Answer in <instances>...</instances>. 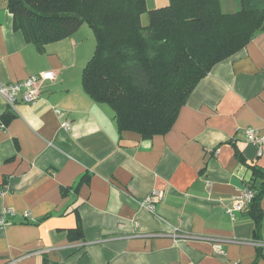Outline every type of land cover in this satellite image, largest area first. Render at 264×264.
<instances>
[{"label": "crops", "instance_id": "0c3cea01", "mask_svg": "<svg viewBox=\"0 0 264 264\" xmlns=\"http://www.w3.org/2000/svg\"><path fill=\"white\" fill-rule=\"evenodd\" d=\"M95 46L83 24L40 51L0 0V81L56 72L35 104L0 95V213L15 212L0 228V264H264V219L257 228L248 206L226 211L252 173L243 159L264 169V144L244 133L264 136V31L152 138L120 131L114 110L85 91ZM151 194L155 214L142 204Z\"/></svg>", "mask_w": 264, "mask_h": 264}, {"label": "trees", "instance_id": "16d2710c", "mask_svg": "<svg viewBox=\"0 0 264 264\" xmlns=\"http://www.w3.org/2000/svg\"><path fill=\"white\" fill-rule=\"evenodd\" d=\"M229 3L169 0L148 9L147 0H9V9L15 28L40 51L87 24L96 46L82 74L85 91L114 110L120 131L152 138L173 128L215 65L264 31V0H238L235 11ZM242 162L252 171L247 209L261 228L264 169Z\"/></svg>", "mask_w": 264, "mask_h": 264}, {"label": "built area", "instance_id": "2783aa9c", "mask_svg": "<svg viewBox=\"0 0 264 264\" xmlns=\"http://www.w3.org/2000/svg\"><path fill=\"white\" fill-rule=\"evenodd\" d=\"M55 78L56 72L54 70H47L31 75L19 82L4 83L0 81V95L11 106H15L19 99L29 104H35L41 96L43 83ZM56 113L61 118L65 116V112L61 109H56ZM62 127L71 130L72 123L68 120H63ZM244 133L249 142L257 145L264 144V136H259L255 128H246ZM153 194L158 197L159 201L164 198V192L162 191H156ZM253 196L254 192L252 190L244 188L239 195L232 198L231 204L226 206L227 213L234 215V212L244 210L249 205ZM142 204L143 207L155 214L156 202L153 200L152 194L148 195ZM28 215L29 213H26V216ZM13 216H15V212L12 209L2 211L0 213V228L7 227L11 223L10 220ZM174 236H177V233ZM215 248L218 253L225 254L219 243L215 244Z\"/></svg>", "mask_w": 264, "mask_h": 264}, {"label": "rangeland", "instance_id": "374dc122", "mask_svg": "<svg viewBox=\"0 0 264 264\" xmlns=\"http://www.w3.org/2000/svg\"><path fill=\"white\" fill-rule=\"evenodd\" d=\"M168 1L169 0H147V6H148V9H154V8L166 5L168 3ZM223 2H224V0H223ZM226 2H234L235 6H238L236 0H226ZM142 21L145 24L148 23V14L147 13L143 14Z\"/></svg>", "mask_w": 264, "mask_h": 264}]
</instances>
